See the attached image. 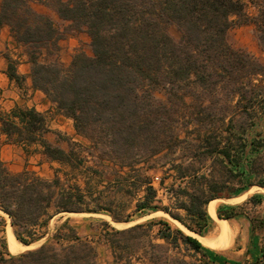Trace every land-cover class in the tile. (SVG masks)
Returning <instances> with one entry per match:
<instances>
[{"label": "trees", "instance_id": "obj_1", "mask_svg": "<svg viewBox=\"0 0 264 264\" xmlns=\"http://www.w3.org/2000/svg\"><path fill=\"white\" fill-rule=\"evenodd\" d=\"M246 1L0 0V31L9 26L15 40L27 48L34 88L72 119L76 133L89 142L85 147L57 134L69 143L65 150L47 140L51 131L43 113L34 108L0 111L7 143L58 165L47 179L27 168L12 172L0 160V211L9 217L18 241H41L56 216L101 211L116 223H128L145 211H162L203 236L211 224L207 206L212 201L254 186L264 189V127L255 129L254 119L246 127L247 119L242 126L232 118L225 135L224 119L207 116V108L179 114L191 109L188 100L195 99L190 85L206 86L216 77L229 80L253 65L249 54L227 40L233 27L248 23ZM34 3L53 10L68 24L67 33L50 16L35 11ZM173 25L179 27V40L171 32ZM82 31L91 38L92 56L78 53L68 67L50 59L65 35ZM8 59L9 78L21 84L25 78ZM161 90L173 105V115L156 99ZM177 143H185L191 152L179 164L171 157ZM85 149L91 160L82 155ZM165 150L168 153L160 156ZM166 164L171 166L168 172H175L169 175L174 182L166 186L163 178L157 188L152 173ZM83 169L84 187L77 176ZM105 182V189L99 190ZM162 189L167 205H162ZM249 202L258 205L262 199L254 195ZM239 214L238 207L218 211L224 220ZM155 224L161 225L157 237L168 245L182 243L201 255L202 264H216L199 238L173 230L162 219L114 230L113 236L140 239L149 236ZM108 235L103 243L118 260L121 239ZM0 264H98V251L67 219L36 249L16 256L0 251Z\"/></svg>", "mask_w": 264, "mask_h": 264}, {"label": "rangeland", "instance_id": "obj_2", "mask_svg": "<svg viewBox=\"0 0 264 264\" xmlns=\"http://www.w3.org/2000/svg\"><path fill=\"white\" fill-rule=\"evenodd\" d=\"M246 3V15L249 17L248 23L233 27L227 34V40L234 49L249 54L253 61V65H247L246 68L239 69L238 73L229 80L216 77L214 80L209 81L206 86L197 83L190 85L189 89H191L192 94L195 95L194 100H188V105L191 106V109H188L186 112L179 111V108L177 110L179 111V114L187 113V115H189L190 113H197L202 108H207L204 112L207 116L213 117L217 122L224 119L225 125L223 127L221 126V131L225 135L226 128L232 118H235V120L239 121L241 124L245 123L244 121L247 119V124L245 123L246 127L248 121L250 122L254 119L258 124L255 129L261 130L264 127V0H247ZM33 8L39 13H43L45 9L46 15L53 19L60 31L67 33L68 24L63 22L53 10L39 3L33 5ZM171 32L175 39H180L181 33L177 25L172 26ZM75 38L77 39L78 45L75 50L69 52V46H65L66 51L63 53V59L66 60V62L59 60V52L62 49L59 45L57 54L55 57L51 56L50 59L59 60L62 65L68 67L74 56L78 53L92 56L93 50L91 46V38L84 31L70 32V34L65 35L62 42L68 43L71 39L74 40ZM45 55H47V53H45ZM156 99L162 106L168 107V114H174L175 110L172 107L173 105H170L168 102V95L164 91H158L156 93ZM194 108L195 110H193ZM163 114H165V111H162L161 115L164 117L165 115ZM192 129L193 127L189 128L188 131H191ZM51 137L54 139V136ZM184 137L185 131L182 134V138ZM238 137H240V133L239 136L237 135V138ZM77 143H80L85 147L89 145V142L86 139H79ZM185 146V143H177L175 145V150L171 157L176 159V164L181 162V157L188 154V152L191 153L184 149ZM60 147L68 150L69 143L61 141ZM81 152H83V156L89 157V160L92 159L89 150L85 149ZM167 153L168 150H165L160 156ZM12 165L13 166L9 168L14 172L23 171L27 168L31 171L40 173L47 179L53 178L54 171L58 167L57 164L50 165L49 163L42 161L39 156L33 157L28 163L25 162L24 166L23 163L18 165L12 163ZM169 168H171V166L166 164L164 167H160L157 171L152 173L155 187H160V182L163 178L165 179L166 186L174 182V179L169 175H172L175 172L174 170L168 172ZM77 176L79 178V184L84 187L86 180V172L84 169L81 172H77ZM106 185V182L100 185L99 190L105 189ZM164 192V189L160 190V197L163 198L162 205H167L169 204V201L167 197L163 195ZM245 194L247 198L245 197L243 200L238 201L239 203L237 201H229L237 199ZM254 195H258L259 198L262 199L260 204L254 205L253 203H248V200ZM216 200H219L217 203V216L219 208L221 207H238V212L246 213L255 221V225L260 230V233L263 234L264 238V189L254 186L251 189L241 192L237 196L231 198L224 197ZM180 213L184 215V212ZM67 219H70V225L76 228L78 234L83 239L91 241L96 246L98 251V264H202L201 255L196 254L193 250H188L182 243H180V246L174 247L168 245L164 240L159 239L157 237L158 229L161 227L159 224L153 226L149 236L140 239L134 240L133 237L130 236H127L126 238L114 237V230H123L130 228L131 226L127 227L122 225L125 223L114 222L107 213L102 211L98 213L85 212L77 215H65L63 217H61V215L56 216L50 223L47 235L41 241L33 244L32 248L35 246L34 249H36L46 242L50 236L54 235L56 228L63 224ZM161 219L167 221L173 230L181 229L186 234H192L178 221L162 211H145L133 217L128 223H130V225L150 222L157 223ZM106 222L109 223L108 227L104 224ZM216 225L215 220L211 217V227L206 230L205 234L209 232L208 230L213 232L216 229ZM211 232L205 237H201V240H206L207 237L211 236ZM11 234L15 236L11 221L6 214L0 211V251L15 256L28 251L13 252L9 247V237ZM106 234H109L107 236L108 238H113L115 240L121 239V242L119 243L121 248L117 251V254L119 255L118 260L115 259L113 250L103 243V237ZM203 245L211 248L204 242ZM208 248L205 249L211 255H214V251H211ZM228 248L229 246L211 249L222 252L227 251ZM131 255H133L132 258H130ZM262 261L264 264V254L262 256Z\"/></svg>", "mask_w": 264, "mask_h": 264}, {"label": "crops", "instance_id": "obj_3", "mask_svg": "<svg viewBox=\"0 0 264 264\" xmlns=\"http://www.w3.org/2000/svg\"><path fill=\"white\" fill-rule=\"evenodd\" d=\"M35 4L36 3L32 4V6ZM43 14H46L45 9ZM62 41L63 40L59 42V47L61 46L62 49L59 52L58 57L60 61L66 62V60L63 59V53L66 51L65 46H69V52H72L78 46L77 39H71L68 43ZM8 58L13 59L17 73L25 78L21 84L9 78L7 74L9 66ZM15 108H34L36 111L43 113L46 116L47 125L51 131L47 134L46 138L53 144L60 146L61 141H65L59 139L57 134L75 142L79 139H84L76 133L73 120L59 112L56 104L53 103L44 92L34 88L32 64L27 54V48L24 45L19 44L15 40L11 28L5 26L0 31V111L10 112ZM51 136H54V139H52ZM35 156H39L42 161H45L50 165L56 164L46 161L40 154L27 155L22 147L7 143L6 136L1 133L0 124V160H2L8 168L13 166L12 163L17 165L23 163L24 166L25 162L28 163L29 160ZM227 221L235 229L233 237L234 241L232 240L227 251L219 252L203 245L201 237H205L211 232L210 230H208L209 232L203 236L195 235L200 239L204 248L214 251V255H210L209 258L216 264H263L262 256L264 254V238L257 226H255V221L246 213L239 214V216L234 219ZM251 221H254V225ZM210 227L211 226H209L208 229H210ZM190 235L194 234L192 233ZM210 237L212 240H216L217 246L220 248L224 247L223 244L226 241L220 238L217 225L216 229L211 232Z\"/></svg>", "mask_w": 264, "mask_h": 264}, {"label": "bare ground", "instance_id": "obj_4", "mask_svg": "<svg viewBox=\"0 0 264 264\" xmlns=\"http://www.w3.org/2000/svg\"><path fill=\"white\" fill-rule=\"evenodd\" d=\"M249 192V191H248ZM255 192V191H254ZM246 197V194L237 198V199H232L229 201H240L243 200ZM247 198V197H246ZM219 200H214L209 204L208 207V211L210 216L215 220L217 227L219 228V235L221 239H224L226 242L223 244L224 247H226L227 245H231V242L233 240L234 234H235V230L233 229V227L230 225V223L227 220L224 219H220L217 216V203ZM239 203V202H238ZM220 204V203H219ZM118 225V224H117ZM124 226H130V224H122ZM120 226V225H118ZM121 227V226H120ZM216 233V232H215ZM234 241V240H233ZM206 245L210 246L211 248L214 247H218L216 244V240H212V238L209 236L207 237L206 240L203 241ZM219 242V241H218ZM226 245V246H225ZM9 247L13 252H23L27 249H31L33 247H27L25 245H23L22 243H20L19 241H17L16 237L11 234L9 237ZM35 247V246H34Z\"/></svg>", "mask_w": 264, "mask_h": 264}, {"label": "water", "instance_id": "obj_5", "mask_svg": "<svg viewBox=\"0 0 264 264\" xmlns=\"http://www.w3.org/2000/svg\"><path fill=\"white\" fill-rule=\"evenodd\" d=\"M77 214H81V213H70L69 215H77ZM126 225L127 224H130V223H125ZM135 224H133V225H130L131 227L132 226H134ZM127 227H129V226H127ZM192 233V232H191ZM194 234V233H193ZM188 235H190V234H188ZM195 235H197V234H194V235H192V236H194V237H196ZM198 236V235H197ZM197 239H198V237H196ZM199 240V239H198ZM200 241V240H199ZM201 242V241H200ZM202 243V242H201ZM25 246H27V247H30V246H32V245H25ZM35 248V247H34ZM34 248H31V249H27V250H32V249H34Z\"/></svg>", "mask_w": 264, "mask_h": 264}]
</instances>
